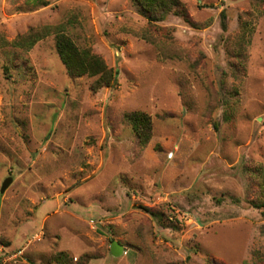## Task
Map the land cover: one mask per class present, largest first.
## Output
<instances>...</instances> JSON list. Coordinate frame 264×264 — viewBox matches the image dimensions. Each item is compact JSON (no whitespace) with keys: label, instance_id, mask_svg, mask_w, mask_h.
<instances>
[{"label":"rangeland","instance_id":"1","mask_svg":"<svg viewBox=\"0 0 264 264\" xmlns=\"http://www.w3.org/2000/svg\"><path fill=\"white\" fill-rule=\"evenodd\" d=\"M179 1L192 24L134 0H0V264H264V0ZM59 32L115 82L70 74Z\"/></svg>","mask_w":264,"mask_h":264},{"label":"trees","instance_id":"2","mask_svg":"<svg viewBox=\"0 0 264 264\" xmlns=\"http://www.w3.org/2000/svg\"><path fill=\"white\" fill-rule=\"evenodd\" d=\"M139 11L144 15L149 22L162 21L165 17L172 13L181 17L186 23L192 24L190 17L184 6L179 0H134ZM224 18V14H222ZM224 20V19H223ZM223 29L226 28L225 21H222ZM44 34H30V36L18 45H33L38 39H41ZM56 51L62 63L68 72L74 76L88 75L97 77L91 90H96L102 86H111L115 82V73L111 68H108L101 58L94 54H90L88 49L80 48L71 41L64 33L59 32L56 35ZM126 119L134 132L138 143L145 145L151 137V122L150 117L142 111H135L127 114ZM261 169V170H260ZM259 172H251L255 176L256 181L253 185L262 193L264 197V167H261ZM249 203L254 208L260 209L264 216V198L259 200H249ZM151 213V211H149ZM158 221L162 220V215L151 213ZM64 252H58L57 259Z\"/></svg>","mask_w":264,"mask_h":264},{"label":"water","instance_id":"3","mask_svg":"<svg viewBox=\"0 0 264 264\" xmlns=\"http://www.w3.org/2000/svg\"><path fill=\"white\" fill-rule=\"evenodd\" d=\"M12 182V177H7L2 182L0 187V193H3ZM124 252V247L118 241H112L110 243V254L114 257L120 256Z\"/></svg>","mask_w":264,"mask_h":264}]
</instances>
